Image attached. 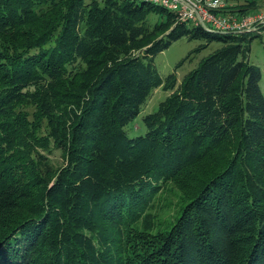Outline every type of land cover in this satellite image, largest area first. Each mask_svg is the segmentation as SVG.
<instances>
[{
  "label": "trees",
  "instance_id": "obj_1",
  "mask_svg": "<svg viewBox=\"0 0 264 264\" xmlns=\"http://www.w3.org/2000/svg\"><path fill=\"white\" fill-rule=\"evenodd\" d=\"M181 38L220 47L177 85L154 57ZM254 38L144 0H0V264H264ZM158 88L170 93L129 137ZM169 183L173 217L138 229Z\"/></svg>",
  "mask_w": 264,
  "mask_h": 264
},
{
  "label": "rangeland",
  "instance_id": "obj_2",
  "mask_svg": "<svg viewBox=\"0 0 264 264\" xmlns=\"http://www.w3.org/2000/svg\"><path fill=\"white\" fill-rule=\"evenodd\" d=\"M248 1H253V5L250 6L253 9H251L248 14L254 13L264 6V0H238V3H247ZM158 20L157 17L150 15L148 26L151 27ZM257 35L260 37H257ZM252 37L255 38L250 44L249 60L260 68L262 76L260 88L264 94V30L261 29L259 31L248 32L247 38ZM201 43L202 42L199 40H187L186 38H181L172 42L168 48L159 52L154 57V64L161 78L164 79L169 74L174 73L178 85L182 81L184 75L196 67L202 58L220 47V43L214 41L205 49L199 52H194V49H196ZM183 59L184 61L181 65L176 68V65ZM169 93V91H164L162 88L155 89L151 92L146 103L141 107L140 113L125 126V131L129 137H136L145 134L146 128L143 123V117L156 111L160 102H162ZM42 153L55 165H59L62 161L59 150L53 148L50 152ZM179 201L178 189L169 183L157 195L153 206L147 212L148 217L145 222L137 224L138 229L149 228L150 230H153L160 222L173 217L178 208Z\"/></svg>",
  "mask_w": 264,
  "mask_h": 264
},
{
  "label": "built area",
  "instance_id": "obj_3",
  "mask_svg": "<svg viewBox=\"0 0 264 264\" xmlns=\"http://www.w3.org/2000/svg\"><path fill=\"white\" fill-rule=\"evenodd\" d=\"M173 12L177 19L218 34L238 35L264 26V6L247 15L232 11L238 0H144Z\"/></svg>",
  "mask_w": 264,
  "mask_h": 264
}]
</instances>
